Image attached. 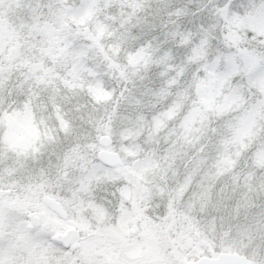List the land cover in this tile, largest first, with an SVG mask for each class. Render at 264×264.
Listing matches in <instances>:
<instances>
[{
  "label": "snow or ice",
  "instance_id": "snow-or-ice-1",
  "mask_svg": "<svg viewBox=\"0 0 264 264\" xmlns=\"http://www.w3.org/2000/svg\"><path fill=\"white\" fill-rule=\"evenodd\" d=\"M0 264H264V0H0Z\"/></svg>",
  "mask_w": 264,
  "mask_h": 264
}]
</instances>
